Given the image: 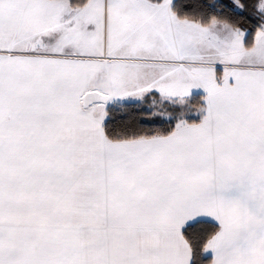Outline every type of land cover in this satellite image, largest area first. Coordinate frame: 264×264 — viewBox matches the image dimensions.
Here are the masks:
<instances>
[{"label":"snow or ice","instance_id":"6c2138e0","mask_svg":"<svg viewBox=\"0 0 264 264\" xmlns=\"http://www.w3.org/2000/svg\"><path fill=\"white\" fill-rule=\"evenodd\" d=\"M0 264H264V0H0Z\"/></svg>","mask_w":264,"mask_h":264}]
</instances>
